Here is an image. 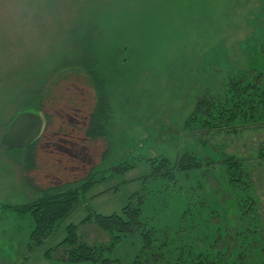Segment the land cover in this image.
<instances>
[{"label":"rangeland","instance_id":"1","mask_svg":"<svg viewBox=\"0 0 264 264\" xmlns=\"http://www.w3.org/2000/svg\"><path fill=\"white\" fill-rule=\"evenodd\" d=\"M85 54L105 84L101 97L82 74L53 79L56 70L79 65ZM240 80L264 87V0H0V140L16 113L34 112L43 121L29 175L33 186L19 159L25 153L0 143V264H90L68 260L60 244L66 225L76 224L82 240L106 243L107 235L87 216L120 213L130 200L143 208L159 202L153 216L165 219L169 236L182 211L188 210L185 232L177 237L195 229L190 201L189 209L177 202L190 196V175L160 177L175 175L184 153L219 165L241 160L248 167L260 220L256 230L264 238V164L257 158L264 116L255 124L231 125L225 116L193 124V117L215 113L228 85ZM47 87L42 111L24 105L25 97ZM98 97L107 107L103 136L90 139L86 125ZM160 158L168 166L153 175L150 164ZM219 165L211 177L203 171L199 181L209 205L216 208L221 200L229 210L223 215L221 208L210 219L216 232L226 234L215 246L236 252L228 228L239 225L236 203ZM89 176L81 204L48 239L30 244L32 219L9 208L35 201L49 188L75 189ZM140 249L135 233L122 237L109 256L130 264ZM246 259L259 264L256 252Z\"/></svg>","mask_w":264,"mask_h":264},{"label":"trees","instance_id":"2","mask_svg":"<svg viewBox=\"0 0 264 264\" xmlns=\"http://www.w3.org/2000/svg\"><path fill=\"white\" fill-rule=\"evenodd\" d=\"M83 40L85 38L82 37L80 41ZM78 64L56 70L53 77L55 83L60 78L68 79L71 76L82 74L88 80V83L96 89L99 96H103L105 84L99 80V76L96 73L95 60L90 54H85ZM49 87L42 94H30L25 97L24 105L31 110L42 111L46 97L50 93ZM226 91L227 96L220 106L216 107L215 113H211V115L204 113L205 117L202 118L193 117V124H198V127L205 126V124L209 125L211 120L212 122H216L224 116L226 118L225 121L231 125L238 124L240 121L255 124L262 119V116H264V87L254 85L248 80H240L236 87L229 84ZM100 99L98 97L95 100L94 110L90 114L86 125L85 135L90 139L101 138L103 136L105 124L103 121L107 107ZM70 111L74 112L75 107L70 108ZM36 143L37 139L22 149H11L14 153L18 151L23 152V154L25 153L19 159L23 163L26 175L25 179L30 180L32 186L34 180L29 175L35 167ZM257 158L264 164V141L261 142L258 148ZM167 160V158H160L157 161L151 162L152 169L150 173L156 175L157 168L168 166ZM217 163V161L215 162L210 158L202 160L195 154L184 153L177 162V170L173 173L175 175L170 176L171 172L169 173V171L160 174V177L165 179L172 176L176 178L177 175H185L184 177L188 179L187 176L190 175V196L188 197L186 194L181 200V196L178 201L174 200L185 204L186 209H189L188 201H190V222L195 223V229L190 228L188 233L177 237L179 231L185 232V229L182 228L186 226V220L183 219L187 218L188 210L182 211L173 226L176 227L175 230L172 233L169 232V236L165 233L168 226L165 222H161L165 219L155 220L153 216L156 203L158 206L159 202L154 201L155 205H146L143 208L140 206L141 202L138 201L136 203L130 200L122 207L120 213L108 215L96 213L93 214L92 219L90 215L87 216L86 220L94 221L96 226L107 235L109 239L106 243H89L82 240L77 233L78 226L76 224L70 223L66 225L65 236L60 244L66 248L68 260L73 262L87 261L90 264H118L119 260L109 256V253L120 242L122 237L137 233L141 238V249L131 260L130 264H223L224 262L225 264H251L246 257L251 256L254 252L257 255L256 261L259 260V264H264V238H260V233L256 230L259 228L260 220L259 216L256 215V196L248 173V167L241 160L234 159L224 160L220 165ZM217 165L220 166V169L222 168L228 192L230 196L234 197L236 203V205H230H233L235 208L239 225L232 228L228 227L233 234L231 239H234L233 245L237 248L236 252H229L226 248H217L215 246L216 240H220L221 242L226 234H223L224 231L222 233L216 232L217 226L212 225L210 219L221 208L223 215L229 210H227L228 207H225L221 203V200L215 201V204L218 206L216 208L209 205L207 203V195L202 187L203 184L199 181L205 179L202 177L203 171H205L208 177H211L212 173L210 171L211 169L215 171V166ZM89 178L90 176L86 180L81 181V184L77 185L75 189H68L75 184L60 188H49L42 192V196L39 199L30 201L19 208H9L13 213L29 215L32 219L34 227L30 233V244L39 245L40 242L48 239L55 231L57 225L81 204V195L88 190L91 184V179L89 180ZM198 188L202 189L201 194L197 192ZM218 194L216 193L215 196ZM134 195H137V193L133 194L132 197ZM169 195L171 196V194ZM209 197L212 199L214 195H210ZM204 202L207 205L205 209L202 206ZM161 213L163 214V212ZM231 223L232 220L229 218L225 220L226 229ZM159 232L161 234L157 236ZM227 253H230L229 257L225 256Z\"/></svg>","mask_w":264,"mask_h":264},{"label":"water","instance_id":"3","mask_svg":"<svg viewBox=\"0 0 264 264\" xmlns=\"http://www.w3.org/2000/svg\"><path fill=\"white\" fill-rule=\"evenodd\" d=\"M42 118L30 111L17 114L9 123L0 143L7 149H21L32 144L42 129Z\"/></svg>","mask_w":264,"mask_h":264},{"label":"crops","instance_id":"4","mask_svg":"<svg viewBox=\"0 0 264 264\" xmlns=\"http://www.w3.org/2000/svg\"><path fill=\"white\" fill-rule=\"evenodd\" d=\"M185 1H187V2H188L189 0H185ZM192 2H194V1H192ZM199 2H202V1H199ZM176 3H182V2H176Z\"/></svg>","mask_w":264,"mask_h":264},{"label":"flooded vegetation","instance_id":"5","mask_svg":"<svg viewBox=\"0 0 264 264\" xmlns=\"http://www.w3.org/2000/svg\"><path fill=\"white\" fill-rule=\"evenodd\" d=\"M42 123H43V121H42ZM43 126V125H42ZM38 138V137H37Z\"/></svg>","mask_w":264,"mask_h":264}]
</instances>
